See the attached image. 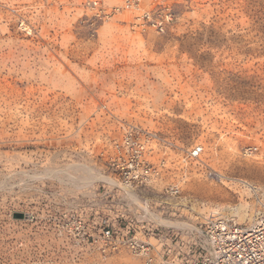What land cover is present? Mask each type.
I'll use <instances>...</instances> for the list:
<instances>
[{
	"label": "rangeland",
	"instance_id": "rangeland-1",
	"mask_svg": "<svg viewBox=\"0 0 264 264\" xmlns=\"http://www.w3.org/2000/svg\"><path fill=\"white\" fill-rule=\"evenodd\" d=\"M88 1L0 0V264H140L74 227L96 237L144 203L164 227L264 214V0H167L162 33ZM130 130L164 166L111 200V145Z\"/></svg>",
	"mask_w": 264,
	"mask_h": 264
},
{
	"label": "built area",
	"instance_id": "built-area-1",
	"mask_svg": "<svg viewBox=\"0 0 264 264\" xmlns=\"http://www.w3.org/2000/svg\"><path fill=\"white\" fill-rule=\"evenodd\" d=\"M147 1V6H145ZM95 16L107 17L122 9H134L133 26L144 30L153 28L164 32L172 14L167 0H120V4L109 9L99 0L87 2ZM150 5V7H148ZM24 30L30 29L23 26ZM151 135L148 132H125L111 145L108 164L111 171V188L105 196L114 198L112 189L123 194L150 186L160 174L164 159L157 165L149 157ZM202 147L194 146L187 154L192 160L198 159ZM168 195L179 192L177 184L164 187ZM147 205L136 206L133 213L116 214V221L105 220L98 236L85 231V225L78 221L76 234L89 246H97L103 253L127 249L140 259V264H264V214L241 224L232 219L214 214H202L195 220L179 227H164L147 213ZM141 236V238L139 237Z\"/></svg>",
	"mask_w": 264,
	"mask_h": 264
},
{
	"label": "bare ground",
	"instance_id": "bare-ground-1",
	"mask_svg": "<svg viewBox=\"0 0 264 264\" xmlns=\"http://www.w3.org/2000/svg\"><path fill=\"white\" fill-rule=\"evenodd\" d=\"M91 176H92V175H91ZM97 178H102V179H106V180L108 179V178H105V177H103V176H102V177H101V176H100V177L98 176ZM90 180H91V179H90ZM247 185L250 186L249 184H247ZM251 187H252V186H251ZM162 223H165V224H169V225H170V222H169V221H162ZM182 226H183V225H182ZM177 227H179V226H177Z\"/></svg>",
	"mask_w": 264,
	"mask_h": 264
}]
</instances>
